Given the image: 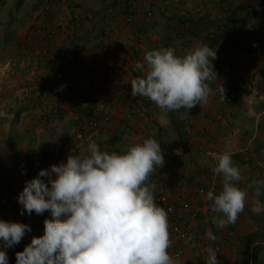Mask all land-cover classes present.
I'll list each match as a JSON object with an SVG mask.
<instances>
[{
	"label": "crops",
	"instance_id": "obj_1",
	"mask_svg": "<svg viewBox=\"0 0 264 264\" xmlns=\"http://www.w3.org/2000/svg\"><path fill=\"white\" fill-rule=\"evenodd\" d=\"M48 3L51 9L46 12ZM127 14L133 15L132 24L125 23ZM135 25L142 34L138 61L152 50L173 47L183 55L206 44L217 49L214 92L222 86L231 89L232 84L248 86L250 79H257L263 94L242 97L236 108L213 95L184 119L180 118L184 109L171 113L135 96L147 111L131 113L124 87L131 90L130 81L140 75L134 70L138 61L112 60L105 42L128 56ZM51 29L56 36L49 55L37 61L35 49ZM253 51L264 52V0H0V110L8 113L0 119V219L31 225L32 231L21 240L26 245L33 236L43 235V214L22 215L18 196L41 168L86 150L92 131L86 127L84 141L76 139L79 126L73 109L79 96L99 94L101 89L112 95L109 108L93 106L103 118L95 134L102 151L117 150L115 141L132 144L154 136L160 139L161 134L175 139L169 150L164 149L166 174L155 196L163 188L167 198H180L181 216L190 217L197 206V189L212 187L219 193L222 180L212 170L224 152L232 154L241 170V187L264 179V73L250 57ZM35 62L37 72L32 70ZM45 76L53 83L54 95L64 99L63 114L53 124L45 121L36 98L24 97V91L38 86ZM201 132L209 139L199 136ZM175 175L191 185L175 180ZM256 199L250 189L235 223L222 229L214 222L208 226L199 257L189 241L173 236L169 254L177 264H206L211 247L220 264H264V212L252 211ZM259 199L264 202V195ZM209 230L214 241L206 237ZM6 251L9 264H16V253Z\"/></svg>",
	"mask_w": 264,
	"mask_h": 264
},
{
	"label": "clouds",
	"instance_id": "obj_2",
	"mask_svg": "<svg viewBox=\"0 0 264 264\" xmlns=\"http://www.w3.org/2000/svg\"><path fill=\"white\" fill-rule=\"evenodd\" d=\"M216 58L217 49L206 44L183 55L173 47L152 50L134 65L140 75L130 81L131 95L146 97L164 111L184 109V119L215 95L211 82L218 77ZM218 91L225 96L223 86ZM6 117L8 113L0 110V119ZM164 165L161 143L145 138L111 153L90 141L80 155L70 154L66 161L41 168L26 181L18 203L22 215L47 211L50 218L44 220L43 235L33 236L16 253V264H177L169 254L168 211L156 203L157 186L152 182ZM212 171L222 180L219 193L209 190L206 195L217 228L237 221L250 189L257 197L252 211L264 212L259 199L264 179L241 187V170L230 152L218 155ZM31 231L29 224L0 219V264H9L6 249ZM206 237L216 239L210 230ZM207 253L206 264H220L215 249L209 247Z\"/></svg>",
	"mask_w": 264,
	"mask_h": 264
},
{
	"label": "built area",
	"instance_id": "obj_3",
	"mask_svg": "<svg viewBox=\"0 0 264 264\" xmlns=\"http://www.w3.org/2000/svg\"><path fill=\"white\" fill-rule=\"evenodd\" d=\"M229 6L226 4L227 10ZM51 9V4L48 3L44 6V10L49 12ZM153 14L152 10H148V15ZM125 23L132 24L133 16L126 15ZM132 52L126 56L121 50L116 47L111 46L108 42H105V47L109 50L112 60H126L129 63H135L139 59V53L141 50L140 40L142 38L141 30L138 25L132 27ZM56 36V30L51 29L46 37L37 45L34 56L39 60H45L49 55L50 45L53 38ZM250 57L259 63L260 70L264 73V52L253 51ZM32 70L37 72L39 70V63L35 62L32 64ZM97 78V77H95ZM103 78L100 75V79ZM104 79V78H103ZM231 89H225L224 95L222 96L218 89L215 90V95L218 98H221L224 102L232 104L235 108L240 104L241 98L248 96L250 94L262 95L260 88V83L257 79H250L248 81V86L232 84ZM250 91V93H248ZM53 83L49 77H41L39 84L36 87H31L24 91V97L27 99L36 98L39 104L41 105L43 111V117L47 123L53 124L62 116L64 111V99L54 95ZM124 97L129 102L131 106V113L133 114H146V107L143 103L138 102L131 95V90L128 87H124ZM112 95L106 90L101 89L99 94H89L87 97L84 95L79 96L78 105L73 109L74 115L77 117V123L79 130L76 132V139L79 141H84L85 139V130L86 127H89L92 131V136L89 140L95 141L98 145V137L95 135L99 130L100 123L102 121V116L100 117L98 113L93 111V106L99 104L102 109L103 107L109 108ZM199 136L209 139L207 134L201 132ZM69 156V155H68ZM67 156V157H68ZM65 158V160L67 159ZM175 180L185 183L186 185H191V182L178 176L173 177ZM209 190H214V188H200L197 189L198 198L197 206L192 210L190 217L181 216L178 213V208L180 204V198L169 199L164 194L163 188L155 197L156 203L168 211V220H169V232L170 236H173L175 240L183 242L189 241L196 250L197 257L200 256L199 249L204 244L202 241L203 234L207 231L208 226L213 223V217L216 215L213 213L211 208V202L206 199L207 192ZM199 220L200 225H195V221ZM26 244L21 241L19 244L12 248H8L11 252L17 253L22 251ZM180 253L179 250L176 251V254ZM174 254V255H176Z\"/></svg>",
	"mask_w": 264,
	"mask_h": 264
},
{
	"label": "rangeland",
	"instance_id": "obj_4",
	"mask_svg": "<svg viewBox=\"0 0 264 264\" xmlns=\"http://www.w3.org/2000/svg\"><path fill=\"white\" fill-rule=\"evenodd\" d=\"M154 138L158 141V142H160L161 143V147H162V149H163V151H164V149L166 148V149H168L167 148V146H171L174 142H176L175 141V139H173L172 137H171V135L170 134H161L160 135V139H158L157 137H155L154 136ZM140 142H142V141H140ZM116 143H118V146H120L119 148H118V152H121V151H123L128 145H130L131 143H125V142H116ZM169 150V149H168ZM164 153H165V157H167L168 156V154H167V152L166 151H164ZM165 161H166V159H165ZM163 171H164V169H163V167L161 168V169H159V171H158V173L152 178V182L153 183H155L156 184V186H157V188L158 187H160L159 185H160V182L162 183V181H163V175H165L166 173H163ZM166 178V177H165ZM156 188V189H157ZM156 197V196H155Z\"/></svg>",
	"mask_w": 264,
	"mask_h": 264
},
{
	"label": "trees",
	"instance_id": "obj_5",
	"mask_svg": "<svg viewBox=\"0 0 264 264\" xmlns=\"http://www.w3.org/2000/svg\"><path fill=\"white\" fill-rule=\"evenodd\" d=\"M128 15H131L133 16L132 14H128ZM210 39H213V38H210ZM173 111H171L172 113ZM176 125V124H175ZM180 128H183V126H181ZM117 142V141H115ZM101 149V148H100ZM113 152H118V149L117 150H114ZM44 218L40 220V226H41V229H42V232L44 233V220L45 218H50V213L47 212L45 215L43 214Z\"/></svg>",
	"mask_w": 264,
	"mask_h": 264
}]
</instances>
